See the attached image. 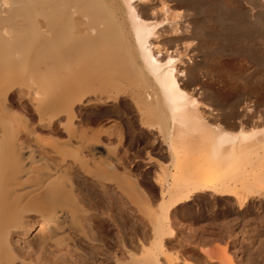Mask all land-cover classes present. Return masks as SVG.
<instances>
[{
	"label": "bare ground",
	"instance_id": "obj_1",
	"mask_svg": "<svg viewBox=\"0 0 264 264\" xmlns=\"http://www.w3.org/2000/svg\"><path fill=\"white\" fill-rule=\"evenodd\" d=\"M143 2L0 0V264H64L62 250L92 242L94 226L104 237L112 232L129 254L124 263L115 248L119 264H180L164 246L174 235L167 217L173 206L201 192L239 205L264 199V116L247 124L220 121L216 108L182 85L179 58L161 49L165 33L187 32L188 24L179 27L165 1L159 19L141 11ZM121 94L152 132L159 154L165 148L168 160H155L156 206L127 167L128 155L117 153L121 126H105L97 109L93 117L84 114L108 101L120 108ZM82 183L96 193L87 201L78 193ZM137 212L146 222L138 231L143 239L136 236L141 256L122 242L120 230L127 223L137 234ZM34 230L39 234L30 246L25 238ZM206 251L233 264L230 256Z\"/></svg>",
	"mask_w": 264,
	"mask_h": 264
},
{
	"label": "rangeland",
	"instance_id": "obj_2",
	"mask_svg": "<svg viewBox=\"0 0 264 264\" xmlns=\"http://www.w3.org/2000/svg\"><path fill=\"white\" fill-rule=\"evenodd\" d=\"M162 1L168 3L172 14L179 15L175 17L179 27L184 24L189 26L187 32L174 35L165 33L160 39L162 51L167 49L179 58L177 67L182 77V85L188 87V90L210 108H216L214 113H218L217 117L220 121L224 120L222 121L224 123L246 121L244 124H247V121L255 120L259 115L262 118L264 116V0H144L146 6L142 7L141 11L143 10L145 14L149 13L148 16L152 15L154 19H159ZM257 21L263 22L260 28H257L259 27ZM244 25L250 29L248 34L242 31ZM163 28L167 27L163 26ZM241 47L251 49L252 52L247 49L238 52ZM211 67L217 69L216 74H204ZM246 81H249L247 86H245ZM119 98L123 101L120 108L112 106V102L108 101L98 108H87L84 114L86 118H90L99 110L97 113H102H100L103 116L101 122L105 126L113 122L121 126L124 138L121 147L117 148V153L120 156L125 151V155H128H126L129 157L127 167L137 179L139 186L149 195L151 194V202L156 206L159 201V185L155 178L159 164L156 162L168 160L164 145L161 144L159 154L154 146L157 140L154 139L150 129L140 123L139 112L137 110L138 113L133 112L135 108L129 112L124 103L127 97L121 94ZM124 145L128 148L126 146L124 148ZM147 155L155 157L154 160ZM80 173L79 169H73L72 174L77 175L79 179ZM146 184L148 187H145ZM107 188L110 192L117 190L113 184H107ZM79 192L85 201L90 196L96 195V193L91 195L92 193L83 183L78 186ZM215 197L209 193H197L190 200L178 203L168 211L167 217H171L169 225L173 228L174 235L164 239L166 253L174 261L179 260L180 264H186L185 262L220 264L215 260L216 258H209L206 250L211 252L213 250L212 253L218 256H230L233 264H264V199L239 205L233 198L216 199ZM137 214L139 227L136 235L129 230L127 223H122V226L120 224V230L123 234L122 242L135 256H141L142 247L136 236H139L137 238L140 240L143 239L139 230L146 222L138 212ZM98 232L99 230L94 226L92 242H81L77 250L67 252L62 250L61 253L65 252V254L59 261L64 264H119L115 261V248L122 262L130 260L129 254L120 247V242L116 244L114 241L112 232L105 237V231ZM38 234L37 230L31 231L25 238L27 244L31 243L30 246H35ZM143 243L147 242L143 240ZM23 244L25 245V242L21 238L20 246H24ZM159 259L162 263H166L164 254H161Z\"/></svg>",
	"mask_w": 264,
	"mask_h": 264
}]
</instances>
